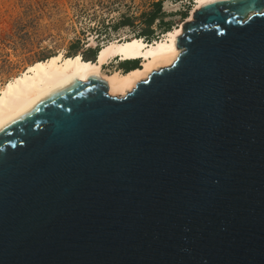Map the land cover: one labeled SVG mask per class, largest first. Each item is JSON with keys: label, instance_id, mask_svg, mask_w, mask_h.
I'll return each instance as SVG.
<instances>
[{"label": "water", "instance_id": "95a60500", "mask_svg": "<svg viewBox=\"0 0 264 264\" xmlns=\"http://www.w3.org/2000/svg\"><path fill=\"white\" fill-rule=\"evenodd\" d=\"M176 45L0 130V264H264V0L206 3Z\"/></svg>", "mask_w": 264, "mask_h": 264}, {"label": "rangeland", "instance_id": "374dc122", "mask_svg": "<svg viewBox=\"0 0 264 264\" xmlns=\"http://www.w3.org/2000/svg\"><path fill=\"white\" fill-rule=\"evenodd\" d=\"M155 1L0 0V82L18 74L28 63L60 50L67 56L83 55L108 40L138 35L146 28V13L154 9ZM161 1L163 20L171 23L170 29L184 25L192 7L187 8L185 0ZM184 10H188L186 17L181 15ZM125 16L133 24L114 27ZM160 19L152 25L151 40L165 31ZM90 37L96 45L86 46ZM135 61L125 60L118 66L127 68Z\"/></svg>", "mask_w": 264, "mask_h": 264}, {"label": "bare ground", "instance_id": "6f19581e", "mask_svg": "<svg viewBox=\"0 0 264 264\" xmlns=\"http://www.w3.org/2000/svg\"><path fill=\"white\" fill-rule=\"evenodd\" d=\"M195 1L186 20H192L195 11L206 3L219 0ZM182 33L183 23L149 41L138 35L108 40L99 47L94 61L84 59L82 52L67 56L65 51L60 50L46 58L28 63L18 74L0 82V130L29 112L41 99L54 96L74 78H103L109 94L126 95L154 70L169 66L176 60L181 52V48L176 45V39ZM96 44L95 38L90 37L86 46ZM138 57L141 58L139 67L137 65V68L129 71L120 66L111 68L109 65L115 59L116 65Z\"/></svg>", "mask_w": 264, "mask_h": 264}, {"label": "trees", "instance_id": "16d2710c", "mask_svg": "<svg viewBox=\"0 0 264 264\" xmlns=\"http://www.w3.org/2000/svg\"><path fill=\"white\" fill-rule=\"evenodd\" d=\"M188 14V10H184L181 12V15L183 17H186ZM146 18H145V22H146V28L143 29L138 36H144L147 40H151V35L153 33V28L152 25L155 21L156 18L160 17L162 25L164 26V30H169L170 29V22H165L164 19V12L162 11V1L161 0H157L154 2V9L148 13H146ZM133 21L129 16H125L122 18V20H120L117 24L114 25V27H118L120 25H132ZM77 46V45H76ZM99 50V46L96 48H89L87 53L83 54L84 59H90V60H95V57L98 53ZM138 65V66H137ZM139 67V61H135V63L132 66H129L127 68H123L126 71H129L131 69L137 68Z\"/></svg>", "mask_w": 264, "mask_h": 264}, {"label": "built area", "instance_id": "2783aa9c", "mask_svg": "<svg viewBox=\"0 0 264 264\" xmlns=\"http://www.w3.org/2000/svg\"><path fill=\"white\" fill-rule=\"evenodd\" d=\"M112 64H113V63H110L109 65L112 66ZM118 64H119V63H117L115 66H118ZM106 65H107V64H105V66H106Z\"/></svg>", "mask_w": 264, "mask_h": 264}, {"label": "crops", "instance_id": "0c3cea01", "mask_svg": "<svg viewBox=\"0 0 264 264\" xmlns=\"http://www.w3.org/2000/svg\"><path fill=\"white\" fill-rule=\"evenodd\" d=\"M97 56V55H96ZM122 62V61H121ZM116 67H118V66H116Z\"/></svg>", "mask_w": 264, "mask_h": 264}, {"label": "clouds", "instance_id": "9594fccd", "mask_svg": "<svg viewBox=\"0 0 264 264\" xmlns=\"http://www.w3.org/2000/svg\"><path fill=\"white\" fill-rule=\"evenodd\" d=\"M188 8V7H187ZM193 8V7H192ZM125 61V60H124Z\"/></svg>", "mask_w": 264, "mask_h": 264}]
</instances>
